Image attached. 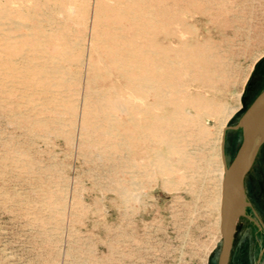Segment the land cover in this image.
<instances>
[{"label":"rangeland","instance_id":"rangeland-1","mask_svg":"<svg viewBox=\"0 0 264 264\" xmlns=\"http://www.w3.org/2000/svg\"><path fill=\"white\" fill-rule=\"evenodd\" d=\"M63 1L0 0V264H218L220 169L241 145L239 117L264 89V0L157 1L184 22L156 30V41L206 43L210 55L180 76L181 96L204 105H185L172 173L155 162L166 146L145 125L174 106H153L156 84L133 92L100 54L99 0ZM65 39L81 43L68 57ZM29 66H46L44 78ZM245 188L229 264H264V155Z\"/></svg>","mask_w":264,"mask_h":264},{"label":"bare ground","instance_id":"bare-ground-1","mask_svg":"<svg viewBox=\"0 0 264 264\" xmlns=\"http://www.w3.org/2000/svg\"><path fill=\"white\" fill-rule=\"evenodd\" d=\"M157 1L159 0H99L98 10L95 11V21H97V42L103 49L99 51L100 54L125 74L129 88L142 97L149 90L147 89L148 86L153 88V86L156 84L158 92L155 94L157 99L152 103L153 106L157 107L159 105L167 104L174 106L172 115L166 117L164 115L154 114L153 119H151L152 121L147 126L145 125V127L150 130L152 136L156 138L159 137L166 146L164 151H157L155 153V162L158 163L162 172H164L175 168H172V164H174L171 161L172 155L176 154L178 155L179 160H183L182 154L184 149L180 147L177 142L179 135L175 134L178 133V131L183 128V125L186 123V121L188 122L189 120L184 111L185 105L191 104L197 107H202L204 105L203 99L200 97L188 96L186 98L181 96L183 84L180 76L184 74L195 73L196 66L201 62L208 60L210 55H207L209 45L206 43L189 46L185 43V41H183L181 42V46L179 48H175L163 45L156 41L154 34L156 30L162 29L166 33L168 29H170L171 23L184 22V20H182L180 16L177 15V13H171L166 5L163 3H158ZM63 3H65V0ZM2 12L9 15L13 11H11L8 6H5L2 9ZM203 13L211 16V13H206L205 9ZM15 25L17 27L18 24L15 23ZM20 35L22 37H27V35L23 36L21 33ZM15 36L16 35H14V37ZM26 37L23 39L24 44L28 42ZM17 41L19 42L21 39ZM76 42L72 43L68 39L64 40V49L62 54L64 57H68L74 49H77V44L78 46L81 44L79 41V43ZM34 49L39 50L38 47H35ZM25 52L26 49L23 53ZM49 58H52L50 57V54ZM55 62L57 63V61ZM61 68L55 67L57 72H63ZM29 69L30 72L41 71L40 77L42 78H44L42 73L47 71L46 66H38V68L29 66ZM26 71L29 72L27 69ZM110 75L112 74L110 73ZM99 94L101 95V93ZM101 96L98 97L99 101H103V97ZM145 97L147 96L145 95ZM115 103L116 102H113V104ZM225 107L220 110L226 111L227 108ZM138 110L147 111V107H141ZM235 111L236 108H232L230 112H227L225 122L234 114ZM99 112H104L101 105L97 106L96 110L94 112L91 111L90 114L93 115ZM163 120H166L167 123H163ZM98 124L99 125L97 126H99V128H96L95 130L100 129L101 124ZM224 125L226 127V123H224ZM224 128L221 129V133L224 132ZM105 133L112 134L109 130L105 131ZM226 169L227 165L222 166L220 169L221 188L217 202L218 205H221L222 187ZM172 171H174V169Z\"/></svg>","mask_w":264,"mask_h":264},{"label":"water","instance_id":"water-1","mask_svg":"<svg viewBox=\"0 0 264 264\" xmlns=\"http://www.w3.org/2000/svg\"><path fill=\"white\" fill-rule=\"evenodd\" d=\"M238 126L243 129V139L227 166L222 187L218 264L229 263L238 221L245 215L249 205L245 177L264 142V89L241 115Z\"/></svg>","mask_w":264,"mask_h":264},{"label":"flooded vegetation","instance_id":"flooded-vegetation-1","mask_svg":"<svg viewBox=\"0 0 264 264\" xmlns=\"http://www.w3.org/2000/svg\"><path fill=\"white\" fill-rule=\"evenodd\" d=\"M261 92V91H260ZM259 92V93H260ZM258 93V94H259ZM258 94L257 95H255L254 96V98L252 99V101L250 102V104L253 102V100L258 96ZM249 104V105H250ZM249 105L246 107V109L249 107ZM246 109L244 110V112L246 111ZM243 112V113H244ZM242 113V114H243ZM241 114V115H242ZM241 117V116H240ZM239 117V118H240ZM238 121H239V119H238ZM237 128H239L240 130H241V137H242V139H243V129L241 128V127H239L238 126V122H237ZM261 155H264V142L262 143V145L260 146V148H259V150H258V152H257V155H256V157H255V159H254V162H253V164H252V166H251V168H250V170H249V172L247 173V175L250 173V171L252 170V168H253V166L255 165V163H256V160L261 156ZM246 175V176H247ZM245 179H246V177H245ZM240 220V219H239ZM239 222V221H238ZM237 226H238V224H237ZM236 230H237V228H236ZM235 234H236V232H235ZM235 245H236V236H234V242H233V248H232V251H231V255H230V259H229V263H230V260H231V258H232V255H233V253H234V249H235ZM228 263V264H229Z\"/></svg>","mask_w":264,"mask_h":264}]
</instances>
